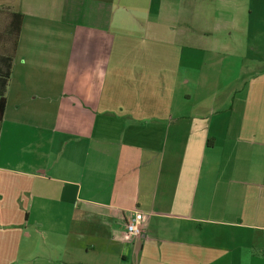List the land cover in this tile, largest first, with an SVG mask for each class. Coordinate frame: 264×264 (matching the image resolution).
Listing matches in <instances>:
<instances>
[{
	"label": "crops",
	"instance_id": "0c3cea01",
	"mask_svg": "<svg viewBox=\"0 0 264 264\" xmlns=\"http://www.w3.org/2000/svg\"><path fill=\"white\" fill-rule=\"evenodd\" d=\"M256 14L0 0V264H264V60L194 63Z\"/></svg>",
	"mask_w": 264,
	"mask_h": 264
},
{
	"label": "rangeland",
	"instance_id": "374dc122",
	"mask_svg": "<svg viewBox=\"0 0 264 264\" xmlns=\"http://www.w3.org/2000/svg\"><path fill=\"white\" fill-rule=\"evenodd\" d=\"M255 16V15H254ZM256 19L259 21H254L251 23L252 28L254 31L263 36L264 35V23L261 22L263 18L262 15L256 14ZM255 17L253 18L255 20ZM258 36L257 38H251L247 40V38H236L231 40V45L233 47H238L237 44L240 46V52L234 53L233 56L231 55H216L212 53H196L194 56V63L196 65H200L203 63L210 64L214 62H225L229 64H240L241 57H244L246 64H256L258 60H264V37ZM241 55V56H240ZM187 58V57H186ZM264 63V61H263ZM262 67V66H261ZM264 67V66H263ZM232 73V72H230ZM237 72L235 71L233 75Z\"/></svg>",
	"mask_w": 264,
	"mask_h": 264
},
{
	"label": "built area",
	"instance_id": "2783aa9c",
	"mask_svg": "<svg viewBox=\"0 0 264 264\" xmlns=\"http://www.w3.org/2000/svg\"><path fill=\"white\" fill-rule=\"evenodd\" d=\"M144 223L145 217L142 214H137L135 219L127 224L126 238L132 240L133 238L140 237Z\"/></svg>",
	"mask_w": 264,
	"mask_h": 264
},
{
	"label": "trees",
	"instance_id": "16d2710c",
	"mask_svg": "<svg viewBox=\"0 0 264 264\" xmlns=\"http://www.w3.org/2000/svg\"><path fill=\"white\" fill-rule=\"evenodd\" d=\"M22 23H23V15L22 14H14V16H13V28H14V30L16 28H19L21 30ZM4 107H5V99L2 98L0 100V110L1 111L4 110ZM1 120L2 119L0 118V122H1Z\"/></svg>",
	"mask_w": 264,
	"mask_h": 264
}]
</instances>
